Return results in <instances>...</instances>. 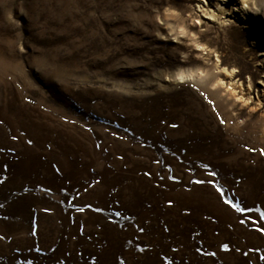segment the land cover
<instances>
[{
	"label": "rangeland",
	"instance_id": "obj_1",
	"mask_svg": "<svg viewBox=\"0 0 264 264\" xmlns=\"http://www.w3.org/2000/svg\"><path fill=\"white\" fill-rule=\"evenodd\" d=\"M0 264H264V0H0Z\"/></svg>",
	"mask_w": 264,
	"mask_h": 264
},
{
	"label": "bare ground",
	"instance_id": "obj_2",
	"mask_svg": "<svg viewBox=\"0 0 264 264\" xmlns=\"http://www.w3.org/2000/svg\"><path fill=\"white\" fill-rule=\"evenodd\" d=\"M245 2V1H244Z\"/></svg>",
	"mask_w": 264,
	"mask_h": 264
}]
</instances>
